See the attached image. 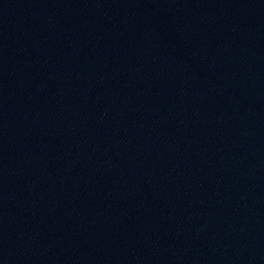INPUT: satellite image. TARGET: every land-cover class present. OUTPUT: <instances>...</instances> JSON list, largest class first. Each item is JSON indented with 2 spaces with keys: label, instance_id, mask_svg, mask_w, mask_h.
Returning a JSON list of instances; mask_svg holds the SVG:
<instances>
[{
  "label": "water",
  "instance_id": "95a60500",
  "mask_svg": "<svg viewBox=\"0 0 264 264\" xmlns=\"http://www.w3.org/2000/svg\"><path fill=\"white\" fill-rule=\"evenodd\" d=\"M0 264H264V0H0Z\"/></svg>",
  "mask_w": 264,
  "mask_h": 264
}]
</instances>
